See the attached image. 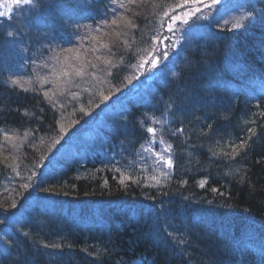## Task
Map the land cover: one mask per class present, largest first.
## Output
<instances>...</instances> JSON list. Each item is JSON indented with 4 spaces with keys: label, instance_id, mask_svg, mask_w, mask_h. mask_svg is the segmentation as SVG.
Masks as SVG:
<instances>
[{
    "label": "trees",
    "instance_id": "trees-1",
    "mask_svg": "<svg viewBox=\"0 0 264 264\" xmlns=\"http://www.w3.org/2000/svg\"><path fill=\"white\" fill-rule=\"evenodd\" d=\"M195 1L137 0L136 10L122 0H46L38 8V0H29L27 14L8 17L12 31L0 27V84L13 83L21 73L24 83L28 63H37L40 54L52 55L67 77L47 82L53 77L47 68L41 71L47 79L35 76L28 92L13 90L7 99L0 91V126L14 136L0 146L21 151L6 155L23 170L21 177L0 165V210L19 203L12 206L18 183L55 203L46 204L54 209L53 222L40 209L36 219L45 216V226L29 230L26 242L33 244L23 246L29 253L23 264H262L260 248L233 245L234 238L224 236L245 228L238 216L227 218L237 213L252 217L257 230L251 232H264L258 228L264 223V0L250 4L257 8L251 21L222 0H207L200 8ZM205 7L212 14L204 32L199 39L188 37L193 27L185 18ZM126 17L134 30L122 24ZM155 17L162 23L151 34ZM180 32L185 35L177 44ZM102 53L108 64L92 75L90 55ZM77 58L84 64L75 66ZM134 67L131 91H121L126 70ZM128 99L138 111L128 109ZM111 111L126 115V126L112 124L109 136L89 141L93 150H79L78 158L59 153L66 138ZM152 112L166 128L151 120ZM150 144L162 152L150 150ZM170 158L174 170L165 176ZM54 159L67 160L66 168L58 171ZM194 205L198 213L222 218L210 248H188L206 228L196 225L187 236L184 222L179 228L172 219L188 211L193 220ZM84 223L98 233L96 239ZM191 251L199 256L189 258Z\"/></svg>",
    "mask_w": 264,
    "mask_h": 264
},
{
    "label": "bare ground",
    "instance_id": "bare-ground-1",
    "mask_svg": "<svg viewBox=\"0 0 264 264\" xmlns=\"http://www.w3.org/2000/svg\"><path fill=\"white\" fill-rule=\"evenodd\" d=\"M185 21L190 22L191 27L193 26H199L200 24H203L204 21L200 20V19H196L193 16L187 17L185 18ZM214 37V34H213ZM65 42V41H64ZM45 55L46 57L44 58V56L42 57V54L39 55V61L33 62V64H29L28 61V65L29 67H27L25 69V82L22 83L19 81L20 78H22V76L24 75H18V78H14L16 84L14 83H5V82H1L0 84V91L4 90L6 94H8V96L6 97L7 99L11 98V96L13 97V90L17 91V92H28L27 89H29V86H33L36 83V78L35 76L39 77L40 80H45L47 78H45L44 76H42L41 71L49 68V72L51 73V75H53V77H51L49 80H47V82H51V79L54 78L56 81H65L66 75L63 73L62 68L60 66V64H55V61L53 59H51L53 56L52 55ZM140 55V54H138ZM105 55L102 54H94V56L90 55V60L89 62L91 64H87V66L90 68V71L92 72V75H96V74H100L101 73V66L102 65H106V63L108 62V60L106 58H104ZM78 61H75L73 64L75 66H80L82 64H84V62H82V58H77ZM108 64V63H107ZM71 67H74L73 65H71ZM136 67H134V72L130 73L128 70H126V74L124 77V82H123V86H122V90L123 88L125 89H129L128 91H131L132 87H133V83L132 80H134L135 78H137L135 72H136ZM138 70L140 71V68H138ZM47 71V70H46ZM63 73V74H62ZM0 76H2V74L0 73ZM3 76L8 78V72L7 74H3ZM14 75L11 74L9 76V78L13 77ZM80 84L85 85L86 84V80L85 79H80ZM10 92H8V90ZM114 89V88H113ZM111 91V90H108ZM113 92V91H112ZM48 94H50L48 92ZM120 94H122L120 92ZM130 100V102H124L126 104V106L128 107V109L130 110H134V111H138V105L136 104V102L134 100L128 99ZM104 113V112H103ZM102 113V114H103ZM138 115V114H135ZM175 116V115H174ZM106 119H116V118H120L119 121L121 122H126L127 121V116L126 115H122L120 113H118L117 111H111L108 112L107 114H105L103 116ZM130 118V117H129ZM117 120V119H116ZM17 130L21 131V127H15ZM82 129V128H81ZM13 132V131H6L4 128H2L0 126V145H1V140L3 138L8 139H14V136H11L9 133ZM108 131H100L97 127H83L82 131L77 132L74 134V136H76L77 138L81 139L82 136H91L94 138H107L108 135ZM11 137V138H10ZM13 137V138H12ZM70 137L66 138L65 141H63L61 143V145L59 146V153H63L68 155L69 152H71L70 150ZM90 148V150H92V147L90 145L89 142L84 141ZM11 146V145H10ZM11 150L6 151L4 147L0 146V165L1 164H8L6 166H10L9 167H5L3 165H1L3 168L8 169V170H12L15 174H17L18 176H21V174L23 173V170H21V167L16 164L13 163L14 161L11 160V158L9 159L7 155L11 154V152L13 151V153H15V157H17L19 155V153L21 151H19V149L17 147H12L10 148ZM96 149V147H95ZM7 154V155H6ZM76 158H78V155H76ZM53 159V158H52ZM69 160H73L75 158H67ZM54 165L57 166L58 171H60L61 169H65V163L67 162V160H61L58 161L56 159L51 160ZM11 162V163H9ZM16 175V176H17ZM53 174H47V177L52 178ZM22 177V176H21ZM20 188H18L15 192L17 193V195L15 196V198H13L12 201V206H14L16 203H18L16 206L12 207L10 210H6V211H2L0 210V246L4 247V248H0V264H23L24 262H29V253L23 248V246L25 244H33L31 241L28 243L26 242L29 236V230L30 229H39L41 227L45 226L44 221L46 220V217L43 216L40 219L42 220H38L36 219V217H38V214H41L40 209L46 214L47 218L49 221L53 222V218L51 217V213L54 212V209L49 207V205L46 204H51V205H55V203L51 200H47L45 198H43L37 191V189L35 187H31L29 184L26 183H18ZM15 185V184H14ZM13 187V186H12ZM12 187H11V191L9 194L12 193ZM17 188V187H16ZM58 199H56L57 201ZM64 202L68 203L66 200H63ZM69 204V203H68ZM45 206V207H44ZM4 209V207H2ZM57 208V207H56ZM22 213L23 215H25L26 219H24L19 213ZM238 216V220H239V224H241L244 228V233L246 235H244L245 237L249 234H252L253 232H251V230L255 231L257 230V227H254L252 225V217L250 215L247 214H243V213H237V214H231L230 217L227 218H235L236 216ZM70 217H73V215H70ZM28 219H32L31 223L30 221H28ZM174 223H178L180 222L178 219H175L174 216L172 217ZM44 220V221H43ZM264 222V221H263ZM30 223V225H29ZM31 226V228H30ZM85 229L87 230V232L90 233V235H92L93 237H95L96 239V235L98 234L96 231H94L93 229H89L88 226L86 225V223H84ZM179 226V225H178ZM171 230H174L175 225H170ZM204 228H206L207 230L204 232H201L200 235V239L198 240V242H195V245L188 246V248H195L194 246H196V244H201L203 247L205 248H210L208 247L209 245H213L214 244V240L211 239V237L216 238L217 236V229L215 230L214 228H210V226H205ZM248 230H247V229ZM258 228H262L264 229V223H261V225ZM100 232V230H98ZM250 231V232H248ZM173 233V231H171V234ZM221 234H223L224 232H220ZM225 234V233H224ZM208 235V236H207ZM187 236H189V232L187 233ZM211 236V237H210ZM243 237L242 234L238 233L236 236H234V238L236 240H239V238ZM192 242V241H190ZM178 243V240L175 241L176 244ZM187 246V245H186ZM175 252H179V250H177L175 248ZM199 251H191V254L193 256H188L189 258H193L194 256H199ZM44 255H48L49 253H43ZM15 260V261H14ZM260 263L264 264V257L259 258ZM17 261V262H16ZM27 264V263H26ZM177 264V263H176ZM181 264V263H180Z\"/></svg>",
    "mask_w": 264,
    "mask_h": 264
},
{
    "label": "rangeland",
    "instance_id": "rangeland-1",
    "mask_svg": "<svg viewBox=\"0 0 264 264\" xmlns=\"http://www.w3.org/2000/svg\"><path fill=\"white\" fill-rule=\"evenodd\" d=\"M141 0H139V2H140ZM205 1H207V0H196L193 4H194V6H196V7H199L201 4H203V2H205ZM137 0L134 2V6H136V10L138 9V8H141L140 7V5H137ZM242 2H245L247 5H245V6H243L244 7V10L242 11V15L241 14H239L240 15V17L242 18V19H244V20H247V21H251L252 19H250V18H254L255 17V12H257V9H253L254 7H250V4L252 5V2H253V0H242V1H237V2H232L230 5H229V8H234V7H239V5L242 3ZM30 3V2H29ZM43 3H45V5H47L46 4V0H38V2H37V4L34 6L35 8H38L39 6V4H43ZM16 4H18V8H21V9H23V8H25V4H27V3H23V2H19V3H17V0H0V13H3V15H0V20H1V17L3 18V19H5L4 20V23H5V26L4 27H7V29L8 30H13L14 28H13V23H12V21H7L8 20V18H6V17H8L9 15H11L12 14V12H13V7H14V5H16ZM166 4H168V3H166ZM262 5H263V8H264V1H262ZM49 8H51L50 6H48ZM49 8H45L44 10L46 11V14H48V12H50L49 11ZM200 8V7H199ZM34 10V9H33ZM24 11V13H26L27 14V9H24L23 10ZM204 12H205V14H207L208 16H204ZM208 13H212V11L210 10V9H206V10H204V11H197V12H191V13H189V15L190 16H193L194 18H196V19H202V20H204V23L203 24H200V25H204L205 24V22H206V20H208L209 18H210V16H209V14ZM19 15H21L20 13L18 14V16ZM258 15H260V13H258ZM243 16V17H242ZM26 17H29V16H26ZM261 20L263 21L264 20V14H263V16L261 17ZM127 22V23H126ZM123 23H125V25L127 24V26H126V28L127 29H129V30H134V22H133V20H130V18L129 17H126V19L125 18H123L122 19V24ZM160 23H162L161 22V19L160 18H158V17H155V20H154V22H153V31L151 32V34H153L154 33V30L156 29V30H159V26H160ZM167 25H169V24H171L172 23V21H170L169 19L165 22ZM124 25V26H125ZM171 30L173 29V27H169ZM6 30V29H5ZM179 31V30H178ZM5 33V32H4ZM206 33V32H205ZM157 35L155 34V35H153V36H151V38H154V37H156ZM177 42H179V43H181V40H179V38H177ZM15 46H12V49H15L14 48ZM54 79V78H53ZM117 120L116 121H118V120H120V118L118 119V118H116Z\"/></svg>",
    "mask_w": 264,
    "mask_h": 264
},
{
    "label": "snow or ice",
    "instance_id": "snow-or-ice-1",
    "mask_svg": "<svg viewBox=\"0 0 264 264\" xmlns=\"http://www.w3.org/2000/svg\"><path fill=\"white\" fill-rule=\"evenodd\" d=\"M19 2L28 3L29 0H17V3H19ZM0 15H3V13H0ZM236 27H239V25L237 24ZM9 35H11V33H9ZM13 83H15V81H13ZM154 131L155 130L152 129V128H149L148 129V132H150V133H153ZM177 131H182V130L178 129ZM249 132L252 133V134H254L252 129H249ZM170 147L171 146H169V148ZM239 147H243V144H241ZM168 164H169V166H171V161H168ZM201 186H203V182L201 183Z\"/></svg>",
    "mask_w": 264,
    "mask_h": 264
}]
</instances>
